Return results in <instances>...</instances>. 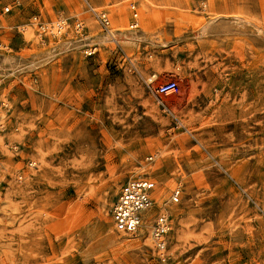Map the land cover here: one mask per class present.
<instances>
[{
	"label": "rangeland",
	"instance_id": "obj_1",
	"mask_svg": "<svg viewBox=\"0 0 264 264\" xmlns=\"http://www.w3.org/2000/svg\"><path fill=\"white\" fill-rule=\"evenodd\" d=\"M4 5L0 264H264V0ZM167 79L179 93L157 96ZM135 179L171 210L162 257L114 229Z\"/></svg>",
	"mask_w": 264,
	"mask_h": 264
},
{
	"label": "built area",
	"instance_id": "obj_2",
	"mask_svg": "<svg viewBox=\"0 0 264 264\" xmlns=\"http://www.w3.org/2000/svg\"><path fill=\"white\" fill-rule=\"evenodd\" d=\"M16 4L18 3L16 2ZM11 10L10 5H4L0 8V29L3 28L5 15L9 14ZM39 18L33 17L34 22L32 23L37 28L39 35H49L56 38L64 34L67 25L65 19L58 18L52 24H45L40 23ZM100 19L105 26H108L109 21L105 15H102ZM135 27H137L136 24L133 28ZM75 28L80 31L83 26L81 23H77ZM23 29L24 27L18 28L17 32L22 33ZM0 50L7 51L8 46L0 44ZM179 90V84L176 80L167 79L156 86L155 93L157 96H169L178 94ZM2 108H6L4 103H0V109ZM153 190L154 183L147 179H135L122 184L111 206L110 216L116 232L132 237L141 235V229L149 225V237L154 250L162 257L167 250L169 238L173 231V217L167 206L163 207L158 214L152 215L155 206L152 198ZM181 192V186L178 185L171 193V204L179 202Z\"/></svg>",
	"mask_w": 264,
	"mask_h": 264
},
{
	"label": "bare ground",
	"instance_id": "obj_3",
	"mask_svg": "<svg viewBox=\"0 0 264 264\" xmlns=\"http://www.w3.org/2000/svg\"><path fill=\"white\" fill-rule=\"evenodd\" d=\"M151 4V3H150ZM103 14V13H102ZM34 34H32V32L30 31V30H27V33H25V38L27 39V40H31V39H33V36ZM33 36V37H32ZM2 127V126H1ZM151 168V167H150ZM149 168V170H151ZM143 169V168H142ZM146 170V169H145ZM144 171V170H143ZM145 172V171H144ZM150 172V171H149ZM148 173V172H147ZM160 196V195H159ZM159 196H156L157 198V200H159ZM152 198H153V191H152ZM154 199V198H153ZM154 202H155V200H154ZM155 205H156V202H155ZM160 210H162V209H160ZM152 212H153V210H152ZM146 230V232H148L149 233V231H150V227H149V225L148 226H145L144 227V229H141V231H140V233H141V235L144 233V231ZM148 230V231H147ZM119 234V233H118ZM148 240H150V237L148 236Z\"/></svg>",
	"mask_w": 264,
	"mask_h": 264
}]
</instances>
